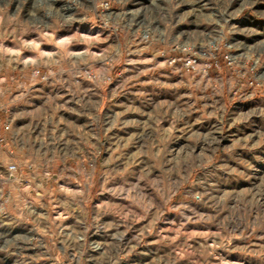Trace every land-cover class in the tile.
<instances>
[{
  "label": "rangeland",
  "instance_id": "374dc122",
  "mask_svg": "<svg viewBox=\"0 0 264 264\" xmlns=\"http://www.w3.org/2000/svg\"><path fill=\"white\" fill-rule=\"evenodd\" d=\"M0 117V264H264V0H0Z\"/></svg>",
  "mask_w": 264,
  "mask_h": 264
},
{
  "label": "built area",
  "instance_id": "2783aa9c",
  "mask_svg": "<svg viewBox=\"0 0 264 264\" xmlns=\"http://www.w3.org/2000/svg\"><path fill=\"white\" fill-rule=\"evenodd\" d=\"M178 44V43H176ZM200 48H198L197 46L195 45H190V44H187V45H176L173 50H178V52L181 54V55H173V54H168L166 56V61L168 62V64L172 65V66H176L179 62H182V66L183 67H186L188 68L189 70L190 69H193V70H197L199 67H200V57H199V53L197 52ZM165 53V52H164ZM168 53V52H167ZM206 54V51H202L201 49V55H205ZM233 55L231 56V61L233 60ZM202 59V58H201ZM235 59V58H234ZM202 62H201V66H202ZM210 64L205 65L203 66L204 69H206L207 67H209ZM0 121H1V117H0ZM10 125L11 123L8 122L6 124V128H10ZM4 141V138L2 136H0V142H3ZM17 164L13 163V164H10L7 168L8 170V174L10 176H14V173L16 172L17 170Z\"/></svg>",
  "mask_w": 264,
  "mask_h": 264
},
{
  "label": "bare ground",
  "instance_id": "6f19581e",
  "mask_svg": "<svg viewBox=\"0 0 264 264\" xmlns=\"http://www.w3.org/2000/svg\"><path fill=\"white\" fill-rule=\"evenodd\" d=\"M200 3H201V1H200ZM204 5H207V4H204ZM199 7L201 8V4L199 5ZM194 9V8H193ZM196 9V8H195ZM71 11V10H70ZM222 31L220 30L219 31V33H220V36H222V33H221ZM238 42H240V41H238ZM213 44H215V42H212ZM238 45H241V46H243V48L244 47H247V44L246 43H244V42H240ZM242 48V49H243ZM239 55H241V54H239ZM235 197V196H234ZM262 197V196H261ZM1 205H2V200H1V196H0V207H1ZM95 241V240H94ZM98 245H100L99 243H98ZM97 245V246H98ZM107 250V249H106Z\"/></svg>",
  "mask_w": 264,
  "mask_h": 264
},
{
  "label": "crops",
  "instance_id": "0c3cea01",
  "mask_svg": "<svg viewBox=\"0 0 264 264\" xmlns=\"http://www.w3.org/2000/svg\"><path fill=\"white\" fill-rule=\"evenodd\" d=\"M13 132V130H11V133ZM13 134V133H12ZM12 153H14V151H11ZM17 160L19 161V162H22L21 161V159H19V158H17Z\"/></svg>",
  "mask_w": 264,
  "mask_h": 264
}]
</instances>
